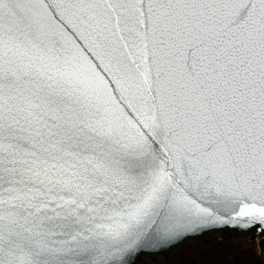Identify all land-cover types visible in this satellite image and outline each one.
Wrapping results in <instances>:
<instances>
[{
  "label": "snow or ice",
  "instance_id": "obj_1",
  "mask_svg": "<svg viewBox=\"0 0 264 264\" xmlns=\"http://www.w3.org/2000/svg\"><path fill=\"white\" fill-rule=\"evenodd\" d=\"M229 229L264 258V0H0V264Z\"/></svg>",
  "mask_w": 264,
  "mask_h": 264
},
{
  "label": "rangeland",
  "instance_id": "obj_2",
  "mask_svg": "<svg viewBox=\"0 0 264 264\" xmlns=\"http://www.w3.org/2000/svg\"><path fill=\"white\" fill-rule=\"evenodd\" d=\"M193 258L200 264H262L257 238L241 239L223 232L190 240L164 257H141L138 264L145 260L150 264H187Z\"/></svg>",
  "mask_w": 264,
  "mask_h": 264
},
{
  "label": "water",
  "instance_id": "obj_3",
  "mask_svg": "<svg viewBox=\"0 0 264 264\" xmlns=\"http://www.w3.org/2000/svg\"><path fill=\"white\" fill-rule=\"evenodd\" d=\"M222 232L226 233L227 235H232V236H234L236 238H241V239L242 238H252L253 236H255L254 232H251L249 234L250 230H239V231H237V230L229 229L227 231H222ZM222 232H218V233H222ZM215 234H217V233H215ZM207 236H210V235H204L202 238L207 237ZM256 238H257V246H258V249H259V256L261 257V255H260V247H259V237H256ZM194 239H201V238H194ZM194 239H189L188 241L194 240ZM184 243H186V242H184ZM184 243L179 244L177 247L173 248L171 251L179 248ZM171 251H168V250L161 251L155 257H157V256H163V257L167 256ZM261 259H264V258L261 257ZM187 264H200V262L197 259L193 258Z\"/></svg>",
  "mask_w": 264,
  "mask_h": 264
}]
</instances>
